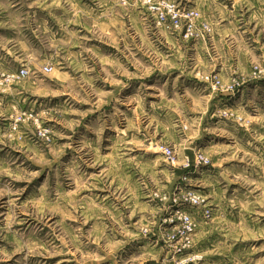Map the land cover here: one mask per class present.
Returning <instances> with one entry per match:
<instances>
[{"label":"rangeland","instance_id":"obj_1","mask_svg":"<svg viewBox=\"0 0 264 264\" xmlns=\"http://www.w3.org/2000/svg\"><path fill=\"white\" fill-rule=\"evenodd\" d=\"M0 264H264V0H0Z\"/></svg>","mask_w":264,"mask_h":264},{"label":"built area","instance_id":"obj_2","mask_svg":"<svg viewBox=\"0 0 264 264\" xmlns=\"http://www.w3.org/2000/svg\"><path fill=\"white\" fill-rule=\"evenodd\" d=\"M156 11H160L161 9L163 10H168L170 13L174 14L175 16H177L176 12H175V9L174 7H172L170 4H167L166 2H163L161 5H159L158 7H155L154 8ZM180 13V12H179ZM180 16V15H179ZM52 68L50 67H44V71L45 72H52ZM26 75H28V71L26 69H22L21 71H19V73H17L16 75H12L11 78L13 79H21L22 77H25ZM200 162H203L204 164H208V160L204 159V158H201L200 159ZM191 201L196 205V204H199V201L198 199H191ZM207 216H209V211L206 212ZM184 222L191 226V219L187 216H184Z\"/></svg>","mask_w":264,"mask_h":264}]
</instances>
